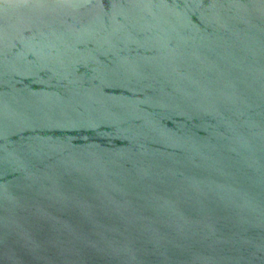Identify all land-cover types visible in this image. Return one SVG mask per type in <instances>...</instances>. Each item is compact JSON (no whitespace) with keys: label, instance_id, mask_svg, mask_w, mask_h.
I'll use <instances>...</instances> for the list:
<instances>
[{"label":"water","instance_id":"1","mask_svg":"<svg viewBox=\"0 0 264 264\" xmlns=\"http://www.w3.org/2000/svg\"><path fill=\"white\" fill-rule=\"evenodd\" d=\"M0 264H264V0H0Z\"/></svg>","mask_w":264,"mask_h":264}]
</instances>
